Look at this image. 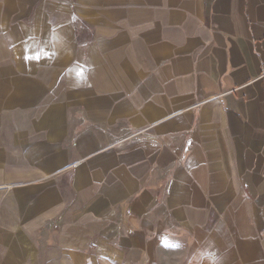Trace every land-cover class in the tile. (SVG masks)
<instances>
[{
  "label": "crops",
  "instance_id": "crops-1",
  "mask_svg": "<svg viewBox=\"0 0 264 264\" xmlns=\"http://www.w3.org/2000/svg\"><path fill=\"white\" fill-rule=\"evenodd\" d=\"M46 1L0 0V264H264V0Z\"/></svg>",
  "mask_w": 264,
  "mask_h": 264
},
{
  "label": "rangeland",
  "instance_id": "rangeland-1",
  "mask_svg": "<svg viewBox=\"0 0 264 264\" xmlns=\"http://www.w3.org/2000/svg\"><path fill=\"white\" fill-rule=\"evenodd\" d=\"M36 1L37 2L39 1L47 2L46 0H36ZM59 1L60 0H50L49 2L52 3V2H59ZM69 2L70 0H68V3ZM11 69H12V64H4V68H1V65H0V70H3L4 73L10 72ZM13 80H14V83H12V80L5 81V84H3L4 86L3 92L7 93V95H3V98H4L3 102L0 99V122L2 123V126L0 127V165H3V168L5 170H8V172L15 171V162L24 163V165L27 166L28 163H35V162L38 163L39 161H41V159L34 158V157L30 159L28 158H16L15 159V152L20 151L22 153L27 154V151L31 147L35 146L37 148L39 143H38L37 137L30 139V140H33V142H30L29 139L26 137L25 142H20V145H15V131H18L19 128L15 127V104H12V102L15 103V79ZM26 105H27V102H26ZM33 106L35 108V106L37 105L33 103ZM38 113L42 114L43 111L32 110V114H38ZM25 114L27 115L28 112H25ZM72 120L70 119V121ZM75 121L77 120H73V122ZM23 129H28L29 133L32 136L39 133L40 130H43V128H38V127H30V128H23ZM69 130H71V128H69ZM34 150L36 149H32L31 151H34ZM8 190L10 193L12 188H9ZM9 197H12V196H9Z\"/></svg>",
  "mask_w": 264,
  "mask_h": 264
}]
</instances>
